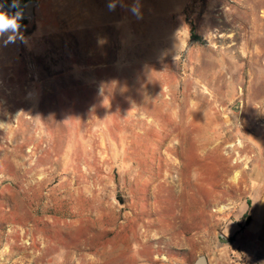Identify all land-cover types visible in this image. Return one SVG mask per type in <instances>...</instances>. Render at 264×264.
Masks as SVG:
<instances>
[{"label":"rangeland","instance_id":"obj_1","mask_svg":"<svg viewBox=\"0 0 264 264\" xmlns=\"http://www.w3.org/2000/svg\"><path fill=\"white\" fill-rule=\"evenodd\" d=\"M28 22L0 59V264H260L264 0H37Z\"/></svg>","mask_w":264,"mask_h":264},{"label":"crops","instance_id":"obj_2","mask_svg":"<svg viewBox=\"0 0 264 264\" xmlns=\"http://www.w3.org/2000/svg\"><path fill=\"white\" fill-rule=\"evenodd\" d=\"M81 1L89 3L90 0ZM7 38L8 34L0 37V59L4 56L8 49H15L16 51H19L22 46L21 36L15 39L14 42H6ZM250 171L255 172L256 169H251ZM256 186L259 187L261 184L257 183ZM251 206L252 213L250 220L245 224L244 234L253 240V244L250 247L251 249H249L250 253H254L255 258L259 261V263L264 264V197L257 202L252 201Z\"/></svg>","mask_w":264,"mask_h":264},{"label":"clouds","instance_id":"obj_3","mask_svg":"<svg viewBox=\"0 0 264 264\" xmlns=\"http://www.w3.org/2000/svg\"><path fill=\"white\" fill-rule=\"evenodd\" d=\"M3 5H0L2 8ZM12 7L19 8V0H13ZM110 8L115 7V3L109 5ZM132 11L135 13L138 9L134 6ZM22 19V10H18L15 13H8L6 11H0V37L8 34L6 42H14L22 34L19 32L21 27L19 21Z\"/></svg>","mask_w":264,"mask_h":264},{"label":"water","instance_id":"obj_4","mask_svg":"<svg viewBox=\"0 0 264 264\" xmlns=\"http://www.w3.org/2000/svg\"><path fill=\"white\" fill-rule=\"evenodd\" d=\"M37 5V0H30L28 2H26L25 4H23L19 10H22V19H26L28 21H31L35 18V7ZM8 13H13L14 12V7H12V4H9L8 6ZM3 8V7H2ZM2 8H0V10H2ZM27 14V15H26ZM120 201L122 200L121 198L119 199ZM220 242L221 243H231V241L226 238L224 235H221L220 238ZM194 264H208L207 259L205 256L200 257Z\"/></svg>","mask_w":264,"mask_h":264},{"label":"trees","instance_id":"obj_5","mask_svg":"<svg viewBox=\"0 0 264 264\" xmlns=\"http://www.w3.org/2000/svg\"><path fill=\"white\" fill-rule=\"evenodd\" d=\"M7 1H9V0H0V5H2L3 3L7 2ZM28 1H30V0H19V3L20 4H23V3L28 2ZM19 23L21 25V27H20L19 30L26 29V31H28L27 30V25L29 24V22H27V21H20Z\"/></svg>","mask_w":264,"mask_h":264},{"label":"flooded vegetation","instance_id":"obj_6","mask_svg":"<svg viewBox=\"0 0 264 264\" xmlns=\"http://www.w3.org/2000/svg\"><path fill=\"white\" fill-rule=\"evenodd\" d=\"M12 3H13V0H9V1L3 3V4H2V5H3V8H2V10H0V11H6V12H8L9 9H8L7 6H8L9 4H12ZM25 3H26V2H25ZM25 3H23V4H25ZM23 4H20V3H19V8H15L13 13L17 12ZM20 21H27V22H28V20H26V19H23V20H20ZM20 21H19V22H20Z\"/></svg>","mask_w":264,"mask_h":264}]
</instances>
